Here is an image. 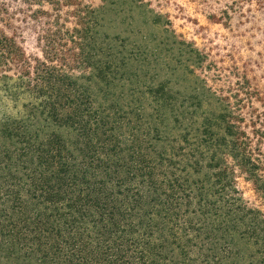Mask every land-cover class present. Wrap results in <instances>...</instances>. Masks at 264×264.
<instances>
[{"label":"rangeland","instance_id":"rangeland-1","mask_svg":"<svg viewBox=\"0 0 264 264\" xmlns=\"http://www.w3.org/2000/svg\"><path fill=\"white\" fill-rule=\"evenodd\" d=\"M0 9V34L15 37L33 60L42 57L39 38L48 27L65 35L84 21L89 29L84 54L89 69H75L73 76L88 87L95 104L119 103L122 116L133 121L131 129L122 128L124 122L116 126L126 154L132 137L139 136L146 138L141 141L150 145L149 159L155 163L158 156L171 157L174 147H181L177 153L183 155V163L191 156L199 164L200 172L192 179L202 177L205 192H199L198 201L199 211L206 213L201 259L207 264H264V205L258 193L245 176L235 174L239 197L255 211L257 224L252 235L248 221L238 223V231L226 229L223 218L231 217L227 209L232 207L228 202L235 205L236 200L215 192L216 179L208 170L215 146L231 124L264 174V0H0ZM67 45L59 59L71 69L80 57L79 51L70 55L73 44ZM101 67L103 80L96 77ZM9 71L15 75L14 65ZM149 90L153 96L147 94ZM105 93L110 94L108 100ZM28 102L22 97L15 105L0 98V152L12 158L6 162L12 176L0 179L2 186L12 177L19 188L30 182L27 176L32 174L18 161L27 143L38 145L53 131L61 134L67 149L76 140L69 127L47 122V107ZM8 131L13 137L6 140ZM184 138L188 142L182 144ZM74 155L80 171L84 158L75 149ZM59 162L56 154L54 171ZM67 189L64 185L63 192ZM209 201L219 206L221 215L213 216ZM22 204L21 208L7 205L1 221L12 223L24 211ZM87 229L93 238H101L99 228H80ZM17 242L0 237V264H64L62 246L48 253V248L31 240ZM46 255L52 256L50 261ZM172 256L177 260V251Z\"/></svg>","mask_w":264,"mask_h":264},{"label":"trees","instance_id":"trees-1","mask_svg":"<svg viewBox=\"0 0 264 264\" xmlns=\"http://www.w3.org/2000/svg\"><path fill=\"white\" fill-rule=\"evenodd\" d=\"M85 24L77 23L65 35L48 27L39 38L44 45L42 57L34 60L26 55L15 37L5 35L4 31L0 34V98L17 105L25 97L28 105L47 107V122L69 127L76 138L71 143L73 148L67 149L61 134L53 131L38 145L27 143L23 148L18 161L32 176H27L30 182L21 188L13 181L14 177L9 184L0 183V237H11L19 243L31 240L48 248V253L53 247L62 246L59 251L65 253L64 264H204L201 232L206 227V213L199 211L198 201L199 192L201 195L205 192L203 178L192 179L193 174L200 172L199 164L191 156L183 163V155L177 153L181 147H174L175 154L171 157L158 156L159 162L155 163L149 159L150 145L141 141L146 138L140 139L136 133L138 137L133 136L130 142V154H126L125 143L116 136V126L124 122L122 128L131 129L133 121L130 119V123L122 116L119 103L95 104L88 87L73 76L77 70L89 69V62L84 59L89 35ZM69 42L73 44L70 55L79 51L80 58L71 69H66L59 55L66 52ZM13 65L15 75L9 71ZM108 68L112 69L110 64ZM96 77L103 80V67ZM152 92L149 90L147 94L153 96ZM109 96L105 93L104 99ZM224 130L208 170L216 179L215 192L217 189L219 194L236 200L235 205L228 202L232 207L227 209L231 217L223 218L228 222L226 229L238 231V223L248 221V232L252 235L256 213L239 197L235 174L239 172L251 182L263 205L264 174L242 147L235 128L229 124ZM11 135L8 131L5 139H11ZM185 142L186 138L181 140L182 144ZM74 149L84 158L80 171L74 163ZM56 154L60 162L59 169L54 171ZM10 157L0 152V179L12 176L6 164ZM46 174L50 177H45ZM38 176L45 181L38 180ZM134 183H141L143 188L134 187ZM64 185L68 189L63 192ZM22 202L24 211L12 223L1 221L7 205L21 208ZM207 207L215 212L214 217L221 215L214 202L209 201ZM88 225L99 228L101 238H93L88 229L89 233L80 230ZM176 251L177 260L172 256ZM46 256L45 260L50 261L52 256Z\"/></svg>","mask_w":264,"mask_h":264}]
</instances>
